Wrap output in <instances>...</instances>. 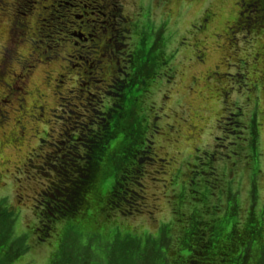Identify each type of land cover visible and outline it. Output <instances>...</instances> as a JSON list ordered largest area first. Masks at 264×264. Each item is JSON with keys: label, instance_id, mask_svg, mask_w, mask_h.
<instances>
[{"label": "rangeland", "instance_id": "1", "mask_svg": "<svg viewBox=\"0 0 264 264\" xmlns=\"http://www.w3.org/2000/svg\"><path fill=\"white\" fill-rule=\"evenodd\" d=\"M23 1L29 2L0 0V249L7 255L0 264H51L60 240L66 252L77 249V218L57 221L50 238L39 239L36 197L56 174L38 178L30 163L53 164V155L65 151L64 131L74 133L72 127L89 118L100 121L112 107L129 76L137 32L148 47L162 44L169 53L160 66L169 76L157 72L136 108L150 125L153 156L140 170L139 205L129 216L110 211L96 231L106 240L108 231L137 238L147 254L140 264H149L152 248L167 260L165 250L178 244L169 232L173 194H188L197 168L203 179H230L241 206L262 212L264 223V33L252 28L264 0L256 6L250 0H76L69 11L91 21V30L74 21L71 35L54 46L53 37L66 35L54 30L64 1ZM112 26L117 43L108 32ZM93 32L92 41H82ZM94 55L100 61L95 67ZM223 183L218 180L217 189ZM245 264L264 262L250 256Z\"/></svg>", "mask_w": 264, "mask_h": 264}, {"label": "trees", "instance_id": "2", "mask_svg": "<svg viewBox=\"0 0 264 264\" xmlns=\"http://www.w3.org/2000/svg\"><path fill=\"white\" fill-rule=\"evenodd\" d=\"M19 1L24 4L29 2ZM63 1L66 7L57 29L54 30L57 34L61 31L66 35L53 37L52 46L63 40L61 38L71 35L69 27L75 23L74 21L79 20V24L81 23L79 28L82 26L87 31L91 30V21L83 22L80 20L81 16L70 13L69 9L77 6L76 0ZM254 2L252 6H256L253 5ZM52 6L53 4H50L48 8L51 9ZM58 6L62 7L61 4ZM100 7L104 8L103 5ZM259 7L261 14L257 13L256 27L252 28L262 29L264 33V7L263 5ZM116 31L113 30V26L108 30L112 32L110 36H113L115 42L118 38ZM101 34H98V37ZM137 34L139 36L137 44L128 57L131 66L130 72L127 73L129 76L125 84L120 81L118 97H114L115 100L112 102L114 104L110 103L112 107L110 105L106 107L103 116L98 117L100 121L94 122L89 118L80 125L76 123L72 127L74 133L64 131L66 144L61 143L60 146L61 150L65 151L61 157L53 155V164L30 163L35 168L34 173L38 178L51 179L47 177L52 171L56 174L36 197L39 228L36 227L35 230L39 232V239L48 240L57 221L74 218L79 220L77 227H74L78 237L77 249L74 252H66L65 240H60L59 253L52 254L51 264H140L147 255L146 246L141 248L139 240L128 233L117 236L115 235L117 231L114 235L112 231H108L109 240H106L103 234L96 231L98 226L96 224L104 225L103 223L110 217V211L129 216L135 206L139 205L137 202L139 189L142 190L140 170L153 156L154 143L148 135L150 125L146 123V115L143 118L136 108L142 105V98H145L151 82H154L156 73L161 72L160 66L166 64L163 56L169 53L162 44L157 49L156 44L152 43L148 47L146 38L141 37L138 32ZM87 35L94 37L96 34L93 32ZM87 52L93 55L94 51L91 48ZM95 58H91L94 67L98 64L97 56ZM4 63L5 61L2 64ZM162 72L160 75L169 76L166 70L165 73ZM1 77L0 71V79ZM87 79L85 82L92 80ZM138 91H141L140 95ZM96 114L98 116V112ZM233 121L241 123L235 121V118ZM142 122L145 123V127H142ZM93 125L97 127L93 129ZM250 144L251 147L254 146V137L250 139ZM248 147L249 144L246 146L247 151L250 148ZM197 169L196 177L188 179L192 181L188 185V194H184L183 191L173 194L177 199L176 203L173 201L172 209L175 225L169 232L172 233V237L178 239V246L165 250L167 260L165 258L163 260L166 261L160 260L161 254L152 248L149 264H158L160 261H163V264H245V260L250 256L264 262L263 213H255L253 206L248 209L241 206L236 191L231 189L230 179L222 176L212 180L205 176L203 179L200 176L202 170ZM231 170L233 171L232 166ZM219 175L225 176V173ZM135 179L139 181L133 183ZM218 180L225 182L220 189H217L216 185ZM137 185H140V188H137ZM245 209L246 214L239 222L237 215ZM3 218L6 221V214ZM169 232L167 228H162L164 235H168ZM166 240L165 236L161 239L164 243ZM2 243L4 242H0V245ZM2 250L3 248L0 249V261L5 257ZM171 254L174 255L173 258L170 257Z\"/></svg>", "mask_w": 264, "mask_h": 264}, {"label": "flooded vegetation", "instance_id": "3", "mask_svg": "<svg viewBox=\"0 0 264 264\" xmlns=\"http://www.w3.org/2000/svg\"><path fill=\"white\" fill-rule=\"evenodd\" d=\"M250 1H252V2H254V0H250ZM242 2V1H241ZM38 20H40V18L38 17L37 18ZM240 21V20H239ZM248 23V22H247ZM240 23H237V25H239ZM92 41V39H91V37H90V35H88V39L85 37V38H83V40L82 41ZM73 45H75V46H77V43H74ZM93 46H88V47H86V49H87V51H89L91 48H92ZM98 49H99V52H100V46H98ZM99 55V54H98ZM263 58V59H262ZM96 59V58H95ZM261 61H264V55H262L261 56ZM100 61H98V59H97V63H99ZM2 101V100H1ZM0 104H2L1 102H0Z\"/></svg>", "mask_w": 264, "mask_h": 264}]
</instances>
